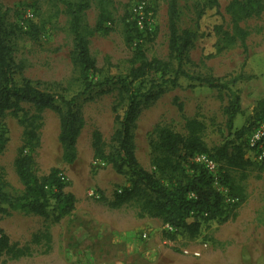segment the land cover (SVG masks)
Returning <instances> with one entry per match:
<instances>
[{"label":"rangeland","instance_id":"obj_1","mask_svg":"<svg viewBox=\"0 0 264 264\" xmlns=\"http://www.w3.org/2000/svg\"><path fill=\"white\" fill-rule=\"evenodd\" d=\"M115 24L110 33H97L90 38V51L97 62L100 73L96 81L107 76H125L131 70V59L141 49L149 60H167L169 57V0H113ZM219 17L216 11L202 15L204 0H178L180 31L188 29L198 34L191 57L196 64L204 60L212 40L201 34L223 19L231 29V17L226 8L232 0H219ZM137 2L145 3L152 17L141 35H135L134 43L126 42V24L131 23V8ZM92 7L85 12V23L94 28L98 21V0H91ZM6 19L16 29L13 40V56L21 71L15 79L41 81L59 84L72 97L84 87L79 73L71 62L73 38L69 30V16L60 0H0ZM40 31L36 35L31 26ZM111 27V25H108ZM249 31L248 51L238 45L227 52L206 60L210 73L224 80L241 76L234 86L241 95V113L235 120L233 132L227 129L225 108L228 105L226 93L198 87L189 89L190 82L182 79L180 87L163 96L151 108L144 111L135 130L136 155L148 172H155L151 165L150 136L157 125H165L183 135L186 134L184 114L204 124L203 141L210 150L209 158L217 164V178L229 172L238 184L244 187L247 201L236 209L225 224L215 221L204 223L200 236L188 241L179 236L175 241L164 238L166 226L159 219L139 216L138 209L126 205L112 209L117 191L129 186L127 178L117 174L111 165L94 160L92 135L98 130L107 144H110L114 130L115 95H105L84 105L85 127L78 140V157L73 165H66L62 159L59 142L60 120L53 111L43 115L40 131L41 145L34 154L35 173L46 176L52 168L63 171L69 181L66 192L76 197V209L71 216L58 224L36 215L20 211L10 216L0 215V229L13 244L29 246L32 255L20 259L4 256L0 264H264V162L258 159L257 149H250V140L259 123L264 119V12L257 18L241 23ZM191 73L202 72L203 66L191 68ZM183 108V113L179 106ZM25 110L30 107L24 105ZM19 117L9 114L6 122L7 149L0 156V169L15 194L23 186L15 170V160L23 147V127ZM240 145L245 160L253 163L242 172L218 160L217 149ZM255 164V166H254ZM159 176V175H158ZM220 186V185H219ZM223 193L228 191L220 186ZM229 203V201H227ZM49 226L52 237L48 246L32 244V237L45 232ZM145 235L147 237H145ZM207 246V247H205ZM185 250L201 251V257L186 255Z\"/></svg>","mask_w":264,"mask_h":264},{"label":"trees","instance_id":"obj_2","mask_svg":"<svg viewBox=\"0 0 264 264\" xmlns=\"http://www.w3.org/2000/svg\"><path fill=\"white\" fill-rule=\"evenodd\" d=\"M69 16V30L73 38L71 62L84 87L75 96L68 97L67 90L59 84L23 79L17 82L15 75L21 71L13 56L16 29L7 22L8 10L3 12L0 5V156L7 149L9 139L6 137V118L9 114L19 117L23 127V147L15 160V170L23 186L20 193H13L4 169H0V215L10 216L20 211L60 223L71 216L76 209V197L66 192L69 181L59 168H52L48 175L35 173L34 154L41 145L40 131L43 115L53 111L60 120L59 142L62 147V159L66 165H73L78 157V140L85 127L84 105L105 95H115L113 106L114 130L110 144L96 130L92 135L94 160L112 166L114 171L127 178L129 186L115 192L107 205L120 209L133 205L139 216L159 219L165 229L164 238L175 241L182 236L188 241L196 240L204 223L215 221L227 223L233 212L247 201L243 186L229 174L223 172L220 186L228 193L223 194L215 187L212 174L201 164L194 162L196 155L210 154L203 141L204 124L197 119H189L184 114L186 134L174 131L168 126L157 125L150 136L151 165L155 172H148L140 164L136 155L135 130L143 112L151 108L163 96L180 87L182 79L190 82L188 88L205 87L226 93L229 100L225 108L226 125L231 133L235 120L241 113V95L234 86L241 76L224 80L210 73L206 60L213 59L240 45L247 53L249 31L241 23L257 18L264 12V0H232L226 8L231 17L232 27L226 21L214 24L203 32L202 37L212 40L211 49L200 64H196L191 52L195 47L198 34L188 29L178 28V0H169V57L167 60H149L141 49H137L131 59L133 64L125 76H107L96 81L100 73L96 60L90 51V38L97 33H110L116 20L113 14V0H98L99 16L92 29L86 23L84 14L92 7L91 0H60ZM219 0H204L203 11H216L221 17ZM111 25L109 27L108 25ZM15 27V28H14ZM32 35L40 29L33 25ZM141 35L134 22L127 23L126 42L134 43L135 35ZM203 66L205 73H191V68ZM24 105L30 107L25 110ZM183 113V108L178 105ZM230 155L226 144L216 150L218 160H225L230 167L242 172V179L247 177L245 171L253 165L245 160L240 145H233ZM255 166V164H254ZM264 168V162L262 164ZM159 175V176H158ZM231 198L232 202H227ZM49 246L52 241L50 228L32 237V244L44 242ZM32 255L29 246L20 247L13 244L10 237L0 229V261L4 256L20 259Z\"/></svg>","mask_w":264,"mask_h":264},{"label":"built area","instance_id":"obj_3","mask_svg":"<svg viewBox=\"0 0 264 264\" xmlns=\"http://www.w3.org/2000/svg\"><path fill=\"white\" fill-rule=\"evenodd\" d=\"M131 16L132 21L135 23L139 30H144L146 26L150 23V19L152 14H150L147 10L145 3L137 2L131 8ZM254 148L257 149L258 152V159L260 161L264 160V119L259 123L256 130L254 131L251 140H250V149L253 150ZM194 162L203 165L214 177L215 179V187L218 191H223L220 189V184L217 178V164L214 160L209 158L206 154L196 155L194 158ZM225 194V193H223ZM227 201L232 202L231 198H228ZM168 229L172 230L170 227L167 226ZM145 237H147L145 235ZM207 247V246H205ZM184 253L186 255H192L193 257H201V251H189L185 250Z\"/></svg>","mask_w":264,"mask_h":264}]
</instances>
